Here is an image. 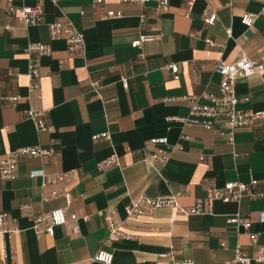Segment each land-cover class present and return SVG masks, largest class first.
Returning a JSON list of instances; mask_svg holds the SVG:
<instances>
[{
    "label": "crops",
    "instance_id": "obj_1",
    "mask_svg": "<svg viewBox=\"0 0 264 264\" xmlns=\"http://www.w3.org/2000/svg\"><path fill=\"white\" fill-rule=\"evenodd\" d=\"M10 1L15 6L40 2L43 17L38 25L25 27L6 12L9 0H0V159L22 147H52L53 154L20 159L14 181L0 177V213L14 219L17 229L4 238L5 264H102L93 260L100 250L112 253L111 264L183 259L225 264L237 246L251 257L264 247V119L236 129L232 143L220 123L205 129L183 121L189 117L186 97L209 104L206 96L219 95L218 60L229 65L248 57L264 65V19L250 28L240 22L243 14L258 12L262 0H169L166 12L157 11L153 3L121 0ZM207 6L217 13L213 26L202 19ZM107 12H120V17H106ZM65 20L83 32V56H70L64 41L50 38L48 25ZM141 34L155 38L141 50L131 48ZM30 44L47 45L50 53H29ZM31 59L37 61L40 76L38 89L29 92ZM171 64L178 66V80L167 69ZM263 80L264 71L262 76L236 79L238 110H264ZM91 81L100 84L99 95ZM10 97L17 99L11 102ZM28 110L45 112L46 131L36 130L26 117ZM102 134L107 138L95 139ZM161 137L170 151L163 179L142 161L157 148L150 140ZM112 153L119 166L98 169ZM35 170L47 176L72 174V180L41 188V177H29ZM251 180L256 184L238 201L203 203L200 214L184 216L170 207L138 218L124 214V206L140 195L178 193V205L188 210L204 201L210 187ZM64 193L71 196L69 206ZM23 205L28 206L24 211ZM56 208H66L77 220L54 227L52 235L37 236L30 228L32 216ZM107 208L116 211L124 238L107 240L99 215ZM235 216L250 227L229 224ZM251 234L256 235L253 246Z\"/></svg>",
    "mask_w": 264,
    "mask_h": 264
},
{
    "label": "built area",
    "instance_id": "obj_2",
    "mask_svg": "<svg viewBox=\"0 0 264 264\" xmlns=\"http://www.w3.org/2000/svg\"><path fill=\"white\" fill-rule=\"evenodd\" d=\"M54 2L55 0H51ZM101 0H95V3H100ZM121 2H132L147 4L153 3L155 9L160 12H166L169 8V0H121ZM186 16H189L190 5L188 4ZM8 14H14L25 27L38 25L43 17V7L40 2L33 6L20 5L15 6L9 0L6 7ZM83 12H80L82 15ZM106 17H120V12H107ZM202 19L207 26H213L217 21L216 10L207 6L202 14ZM264 19V0L258 12L245 13L241 16L240 22L246 28H250L255 20ZM9 29L8 26L5 27ZM49 36L52 40H62L66 45L67 52L70 56H83L86 51V43L84 34L81 30L77 29L75 25L68 20L56 21L48 25ZM226 35L231 37L230 30H227ZM154 36L139 35L138 39L131 42L130 47L133 49L141 50V46L144 42L154 39ZM210 47H214L215 44L207 40ZM27 51L36 52L38 56L47 55L50 53V47L42 44H30ZM143 53L137 54V58L141 59ZM63 62L60 61V66ZM172 79H179L178 66L171 64L167 66ZM215 71L220 76L219 82V95H208L206 98L209 104H199L196 97H186L185 100L189 102V117L183 121L189 125L201 126L205 129H211L215 124L220 123L225 129V135L228 142H233V134L236 129L242 127H249L256 121L264 119V110L252 111V110H238V99L235 93V81L238 78H246L252 75L262 76L264 71V65L258 63L248 57H242L236 62L225 65L220 60L215 64ZM39 67L36 60L31 59L28 63L27 77L29 80L28 91L32 92L38 89L39 80ZM264 81V80H263ZM90 86L95 94L99 95L101 86L96 81H91ZM123 88H127L128 83L126 79L122 80ZM9 101H16V97L7 98ZM28 120L32 121L38 132H44L47 130L46 114L40 110H28L26 113ZM98 137H106V134ZM150 143L157 145L151 152H146L142 158V161L147 164L155 173L156 177L163 179L162 170L166 166L170 158V151L167 148L166 138H154L150 140ZM52 147H22L16 150L7 152L3 158L0 159V177L3 180L14 181L16 179L17 165L20 159H38L42 156H52ZM204 157H200V161H203ZM108 166H119V159L115 153H112L109 157L105 158L97 165L98 169H104ZM30 178L41 177V188H45L48 184H54L58 182L67 183L72 180V174L59 173L47 176L42 170H35L29 173ZM256 180H251L249 184L242 182H228L222 187H210L206 190V198L204 201H197L195 206L191 209H183L178 205L177 198L178 193L169 194L167 196L149 197L140 195L124 206V214L126 218H138L145 215L148 212H152L155 209L170 207L184 216L191 214H200L202 212V204L210 205L212 202L219 200L222 202H236L242 196V194L248 189L249 186H254ZM64 199L66 206L71 203V196L69 193H64ZM28 206L23 205L21 210H26ZM99 215L102 217L105 228L107 231V240L115 241L125 237L121 230V225L116 220V211L113 208H107ZM75 214L68 215L66 208H56L48 212L32 216L31 218V230L37 235L53 234V228L56 226L65 225L68 220H77ZM83 221L87 220L86 216L81 218ZM260 219L264 221V213L261 214ZM15 220L12 219L6 213H0V264H5L7 259V251L4 245V238L7 234H13L17 231L14 226ZM229 224L236 225V228L243 226L245 229L250 227V222L241 223L237 216L228 220ZM256 244V235L251 234L249 245ZM165 257V256H163ZM113 255L111 252L100 250L94 256L93 260L102 264H111ZM264 264V247H259L254 256H249L240 246L234 249V257L225 264H251V262ZM172 264H194L191 259L173 260Z\"/></svg>",
    "mask_w": 264,
    "mask_h": 264
}]
</instances>
